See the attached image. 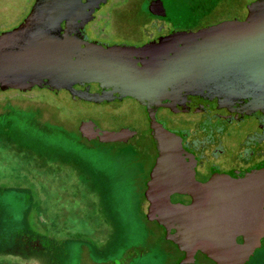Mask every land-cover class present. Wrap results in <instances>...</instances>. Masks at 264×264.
I'll return each mask as SVG.
<instances>
[{
  "label": "water",
  "instance_id": "1",
  "mask_svg": "<svg viewBox=\"0 0 264 264\" xmlns=\"http://www.w3.org/2000/svg\"><path fill=\"white\" fill-rule=\"evenodd\" d=\"M103 1L34 0L17 27L0 32V91L37 86L98 105L138 100L155 151L143 191L149 213L183 251L182 262L198 252L215 264H245L264 239V162L197 181L191 159L180 155L179 133L155 121L154 111L264 109V0H251L229 19L173 29L139 45L80 32ZM78 131L100 142L126 143L135 135L125 127L100 130L90 120L80 121ZM143 145L149 154L148 139ZM173 193L189 202H171Z\"/></svg>",
  "mask_w": 264,
  "mask_h": 264
},
{
  "label": "rangeland",
  "instance_id": "2",
  "mask_svg": "<svg viewBox=\"0 0 264 264\" xmlns=\"http://www.w3.org/2000/svg\"><path fill=\"white\" fill-rule=\"evenodd\" d=\"M250 1L163 0V6L175 25L195 27L240 14ZM31 3L0 0V18L15 11L14 24ZM108 3L119 4L110 10L109 23L97 18L110 5L95 12L90 24L98 28L101 23L103 30L90 37L144 43L155 24L146 6L140 0ZM59 94L37 86L0 91V101L12 102L14 111L12 126L0 129V264H215L200 253L192 262H182L183 251L149 213L139 185L128 181L124 146L85 140L78 131L83 119L112 130L136 108ZM229 132L239 137L240 130ZM82 222L104 226L106 238L93 245L79 232ZM135 247L143 249L141 255L128 258ZM245 264H264V239Z\"/></svg>",
  "mask_w": 264,
  "mask_h": 264
},
{
  "label": "flooded vegetation",
  "instance_id": "3",
  "mask_svg": "<svg viewBox=\"0 0 264 264\" xmlns=\"http://www.w3.org/2000/svg\"><path fill=\"white\" fill-rule=\"evenodd\" d=\"M140 1L144 7L146 6L145 9L150 17V20L155 22V24L151 26V32L147 37V40L158 34L167 33L173 29L196 30L204 25L216 23L220 20L229 19L233 16H236L233 15L224 17L223 19L210 21L209 23L207 22L195 27L181 26L175 25L174 20L166 18V10L163 6V0ZM108 2L109 0H104L102 3L98 4V6L95 7L91 13L92 18L88 20L80 29V32L87 39L104 42V40L100 38L94 39L90 37V35L96 33V31H98L100 35L102 34L101 32L103 30V24L101 25V23H103V21L104 23L106 21L109 23L111 17L110 10L113 11V9L119 4L117 3L114 5V3ZM158 2H160L161 7L158 5ZM33 3L34 0H32V3L26 14L19 21L14 22V24L11 22L14 21L16 15L14 14L15 11H12L8 14L5 13V15L0 18V32L9 31L12 28L17 27L29 13ZM106 5H110V7L107 9V11L101 13L102 16L97 18V20L101 22L99 24L100 27L96 28L95 26H92L90 23L93 22L96 17L95 12L102 6L105 7ZM148 5L152 7L151 9L156 12V14L150 13L147 10ZM147 40H144V42ZM107 43L133 44L124 40L111 41ZM142 43L140 42L134 45H139ZM95 88L96 85L91 84L89 90H94ZM108 103H128L131 105V107L136 108V113L129 115V118L126 120L125 124L115 127L112 130H118L123 127L135 130V135L130 140H128L126 143L118 144H122V146H124L126 153H128L129 156L128 158H123L128 159L129 161L127 179L131 183H137L139 185L138 193L143 197V191L145 187L144 183L148 179V171L153 162V157L155 154L148 136L149 124L144 106L134 98H122L119 101H110ZM12 107V102L0 101V129L8 130V127L12 126ZM241 110L242 109L238 107L230 111L210 108L203 111L184 112L175 111L168 107H158L154 111V119L165 129L179 133L180 155L185 156L186 159H191L190 161H192L193 164L194 178L197 181L203 182L210 176L212 171H242L264 162V109H255L251 112H241ZM191 114H193L194 117H192ZM85 120L87 119H83L82 121ZM94 127H97L96 124H94ZM230 129L240 130L239 137H232L229 132ZM81 137L82 139L88 140L83 136ZM146 139H148L150 143L149 154H147L143 148L142 153L138 151L139 146L141 147L142 143L144 144V140L146 141ZM96 142L100 141L96 140ZM79 144L81 145V143ZM170 201H180L182 203H187L189 202V198L187 195L173 193L170 195ZM96 222L79 223L80 234L85 235V239L91 243L97 241L101 243V241L104 240V238H106L105 236L107 235V230H105V227L100 224H95ZM170 231L172 232L173 230L171 229ZM94 244L95 243H93V245ZM142 251L143 249L141 247H135L133 250L128 252V258L141 255ZM125 258L128 259L126 256Z\"/></svg>",
  "mask_w": 264,
  "mask_h": 264
},
{
  "label": "trees",
  "instance_id": "4",
  "mask_svg": "<svg viewBox=\"0 0 264 264\" xmlns=\"http://www.w3.org/2000/svg\"><path fill=\"white\" fill-rule=\"evenodd\" d=\"M95 85V84H94Z\"/></svg>",
  "mask_w": 264,
  "mask_h": 264
}]
</instances>
